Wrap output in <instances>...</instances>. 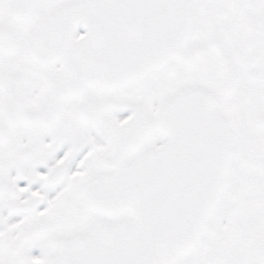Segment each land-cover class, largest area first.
I'll return each mask as SVG.
<instances>
[{
	"label": "snow or ice",
	"instance_id": "snow-or-ice-1",
	"mask_svg": "<svg viewBox=\"0 0 264 264\" xmlns=\"http://www.w3.org/2000/svg\"><path fill=\"white\" fill-rule=\"evenodd\" d=\"M0 264H264V0H0Z\"/></svg>",
	"mask_w": 264,
	"mask_h": 264
}]
</instances>
